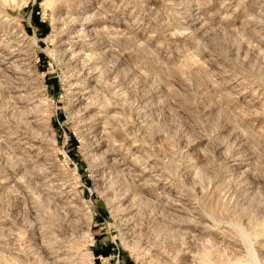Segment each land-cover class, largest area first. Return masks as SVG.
I'll list each match as a JSON object with an SVG mask.
<instances>
[{
  "label": "rangeland",
  "instance_id": "1",
  "mask_svg": "<svg viewBox=\"0 0 264 264\" xmlns=\"http://www.w3.org/2000/svg\"><path fill=\"white\" fill-rule=\"evenodd\" d=\"M0 264H264V0H0Z\"/></svg>",
  "mask_w": 264,
  "mask_h": 264
}]
</instances>
